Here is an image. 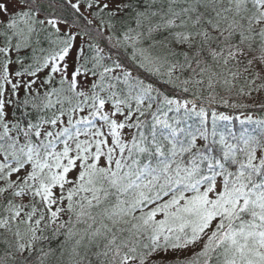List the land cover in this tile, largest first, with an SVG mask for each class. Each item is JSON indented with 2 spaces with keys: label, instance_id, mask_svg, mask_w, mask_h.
Wrapping results in <instances>:
<instances>
[{
  "label": "snow or ice",
  "instance_id": "1",
  "mask_svg": "<svg viewBox=\"0 0 264 264\" xmlns=\"http://www.w3.org/2000/svg\"><path fill=\"white\" fill-rule=\"evenodd\" d=\"M0 264H264V0H0Z\"/></svg>",
  "mask_w": 264,
  "mask_h": 264
}]
</instances>
